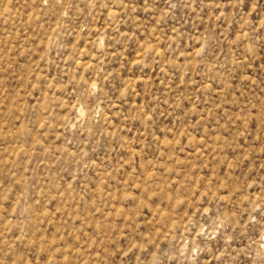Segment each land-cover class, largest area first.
<instances>
[{
  "label": "rangeland",
  "instance_id": "1",
  "mask_svg": "<svg viewBox=\"0 0 264 264\" xmlns=\"http://www.w3.org/2000/svg\"><path fill=\"white\" fill-rule=\"evenodd\" d=\"M0 264H264V0H0Z\"/></svg>",
  "mask_w": 264,
  "mask_h": 264
}]
</instances>
